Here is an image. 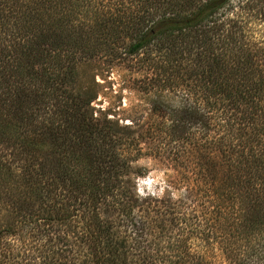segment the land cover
<instances>
[{
  "label": "rangeland",
  "instance_id": "1",
  "mask_svg": "<svg viewBox=\"0 0 264 264\" xmlns=\"http://www.w3.org/2000/svg\"><path fill=\"white\" fill-rule=\"evenodd\" d=\"M22 1L20 7L49 8L46 43L61 38L49 52L71 61L68 91L90 95L94 116L123 138L120 154L144 175L136 179L138 195L160 199L139 203L148 220L157 219L156 231L169 232L156 244L154 263L172 258L178 246L190 255L201 249L210 264H261L249 257L264 236V217L250 222L256 212L248 194L264 185L257 172L264 163L251 164L264 158V0H232L220 20V41L187 35L136 55L128 54V44L155 0ZM191 108L201 121L184 117ZM235 165L242 168L238 176ZM239 177L250 181L243 197L228 189ZM149 178L153 184L141 187L139 180Z\"/></svg>",
  "mask_w": 264,
  "mask_h": 264
},
{
  "label": "trees",
  "instance_id": "2",
  "mask_svg": "<svg viewBox=\"0 0 264 264\" xmlns=\"http://www.w3.org/2000/svg\"><path fill=\"white\" fill-rule=\"evenodd\" d=\"M19 1L0 0V264H155L156 244L169 232L156 231L157 219L148 220L140 204L160 199L138 195L136 179L144 175L120 154L123 138L94 116L87 92L68 91L67 79L74 82L73 69L66 66L71 61L49 52L61 38L46 43L53 26L46 22L49 8L20 7ZM231 2L155 0L153 13L141 17L128 54L187 35L222 40L220 20ZM182 113L201 121L192 108ZM254 162L264 163L263 156ZM233 172L238 176L242 168L235 165ZM257 172L264 173V167ZM246 185L239 177L228 189L243 197ZM248 198L254 224L264 217V185L250 189ZM261 239L249 259L262 264ZM174 249L177 253L159 264L212 262H204L201 249L197 255Z\"/></svg>",
  "mask_w": 264,
  "mask_h": 264
},
{
  "label": "clouds",
  "instance_id": "3",
  "mask_svg": "<svg viewBox=\"0 0 264 264\" xmlns=\"http://www.w3.org/2000/svg\"><path fill=\"white\" fill-rule=\"evenodd\" d=\"M141 163H143V162H141ZM139 184L141 185V187H143L144 185L151 186L153 184V180L151 178H149L147 180H139Z\"/></svg>",
  "mask_w": 264,
  "mask_h": 264
}]
</instances>
